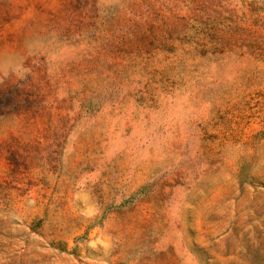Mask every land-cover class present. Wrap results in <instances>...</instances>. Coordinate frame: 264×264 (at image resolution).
Segmentation results:
<instances>
[{
	"label": "rangeland",
	"instance_id": "374dc122",
	"mask_svg": "<svg viewBox=\"0 0 264 264\" xmlns=\"http://www.w3.org/2000/svg\"><path fill=\"white\" fill-rule=\"evenodd\" d=\"M0 264H264V0H0Z\"/></svg>",
	"mask_w": 264,
	"mask_h": 264
}]
</instances>
